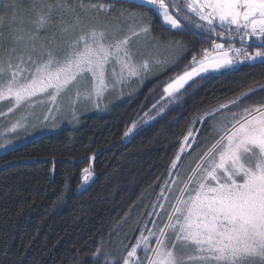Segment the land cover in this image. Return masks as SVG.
I'll return each mask as SVG.
<instances>
[{
	"label": "snow or ice",
	"instance_id": "1",
	"mask_svg": "<svg viewBox=\"0 0 264 264\" xmlns=\"http://www.w3.org/2000/svg\"><path fill=\"white\" fill-rule=\"evenodd\" d=\"M115 3L28 0L27 11L19 0L4 4L0 103L7 107L0 117L28 110L41 126H54L67 109L78 120L82 105L99 108L109 95L122 97L154 64L178 61L185 45L151 39L153 16L166 32L210 42L164 87L168 97L183 95L180 90L189 82L191 87L240 65L264 64V0H123L130 8L120 9ZM253 47L257 50L249 52ZM161 50L167 57L161 58ZM261 91L264 85L250 88L192 122L138 234L125 233L115 254L101 244L92 264H264V104L241 107ZM38 105L40 114L32 111ZM221 109H228L231 119L212 125L213 142L182 174L181 155L199 135L194 125L215 120ZM26 119L0 131V150L13 148ZM135 128L133 123L124 136ZM92 176L91 168L82 169L84 184Z\"/></svg>",
	"mask_w": 264,
	"mask_h": 264
},
{
	"label": "trees",
	"instance_id": "2",
	"mask_svg": "<svg viewBox=\"0 0 264 264\" xmlns=\"http://www.w3.org/2000/svg\"><path fill=\"white\" fill-rule=\"evenodd\" d=\"M8 2L3 0L1 15ZM115 5L130 8L123 0ZM151 26L156 39L186 45L169 75L108 115L83 117L75 128L0 156V264H92L101 244L115 254L119 239L125 233L137 235L147 219L192 122L264 85V64L259 63L202 80L169 104L159 103L165 82L183 72L192 54L210 42L166 32L154 16ZM259 104H264V91L242 101V107ZM147 117L153 118L149 124ZM133 123L136 128L125 137ZM86 167L93 176L84 184Z\"/></svg>",
	"mask_w": 264,
	"mask_h": 264
},
{
	"label": "rangeland",
	"instance_id": "3",
	"mask_svg": "<svg viewBox=\"0 0 264 264\" xmlns=\"http://www.w3.org/2000/svg\"><path fill=\"white\" fill-rule=\"evenodd\" d=\"M21 3L24 5V11H27L28 2H24V3L21 2ZM115 6L117 9L125 8V7H120L118 5H115ZM150 38L154 39L155 42L157 43L164 42L154 37L152 26H151V37ZM177 41H180V40H177ZM236 46L240 47L241 45L236 43ZM248 50L251 53H254L256 51V49L251 50L250 48ZM185 52L186 51L180 54V58L178 61H173L169 58L165 63H162L160 65L154 64L152 71L148 75H146L141 81L134 83V85L131 88L125 89L122 97L109 95L106 97V100L100 104L99 108H96L92 104L82 105L77 113L79 117L78 120H72L71 114L67 111V109H65L64 112L61 113L59 120L55 123L54 126L51 124V122H49L48 126H41L40 121L36 120L33 115L29 114L28 110L18 109L16 112L9 114L7 117H0V131H3L7 126H10V124L15 122L16 120L21 119L22 116L27 117L26 120H21V123L25 124V128L18 130V135H16L15 137L13 148L8 149L7 151L0 150V156L10 153L42 136L53 135L66 128H75L78 126L80 120L83 117H86L89 115H97V116L108 115L111 111L121 106L123 103L128 102L130 100H134L137 97V95L140 93V91H142L148 85L152 84L155 81L163 79L164 77L169 75L176 68L179 62L182 60V58L185 55ZM164 57H167V52L165 50H161V58H164ZM256 64H259V63H256ZM244 66H250V65L249 64L240 65L239 69ZM182 73L183 72H181L180 74H177L176 76L166 81L164 87L170 81L174 80L177 76L181 75ZM196 79H199V78H196ZM190 84H192V82H189V85ZM189 85H185L184 89ZM164 87L161 90V95L159 97L160 98L159 103H164L165 105V104H169L170 101L174 99L172 97L166 96V94L164 93ZM184 89H181L180 91L182 92L184 91ZM178 95L179 94H177V96ZM228 103H225V104H228ZM242 106L243 105L241 103V107ZM6 107H7V102L0 103V111H6ZM230 108L235 110V106L233 105H230ZM32 111L35 112L36 114H40V106L38 105ZM230 119H231V113L229 112V110L221 109L220 113H216L215 120H213L212 117H208V120L205 124L198 123L195 126V129L199 132V135L195 137L196 143L192 145V149L188 150L189 152H192V155L188 158V162L182 174L186 173L189 166L195 162L196 157L199 155V152L202 151L205 147H207L213 142V138L216 133L213 130L212 125L218 126L219 124L227 122ZM144 121L146 124H149L151 121H153V118L147 117L146 119H144ZM0 139H2V137H0ZM193 149H195L196 151H192Z\"/></svg>",
	"mask_w": 264,
	"mask_h": 264
},
{
	"label": "flooded vegetation",
	"instance_id": "4",
	"mask_svg": "<svg viewBox=\"0 0 264 264\" xmlns=\"http://www.w3.org/2000/svg\"><path fill=\"white\" fill-rule=\"evenodd\" d=\"M189 157H190L189 156V151H186L185 153H183L181 155V162H180V165H179L181 173L184 171V168L186 167V164L188 162V158Z\"/></svg>",
	"mask_w": 264,
	"mask_h": 264
},
{
	"label": "water",
	"instance_id": "5",
	"mask_svg": "<svg viewBox=\"0 0 264 264\" xmlns=\"http://www.w3.org/2000/svg\"><path fill=\"white\" fill-rule=\"evenodd\" d=\"M2 3H3V0H0V15H1V10H2Z\"/></svg>",
	"mask_w": 264,
	"mask_h": 264
}]
</instances>
